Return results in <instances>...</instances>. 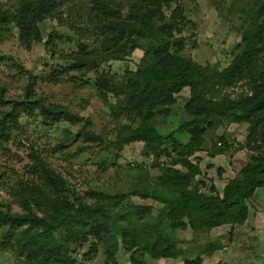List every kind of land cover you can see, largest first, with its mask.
<instances>
[{
    "label": "trees",
    "instance_id": "16d2710c",
    "mask_svg": "<svg viewBox=\"0 0 264 264\" xmlns=\"http://www.w3.org/2000/svg\"><path fill=\"white\" fill-rule=\"evenodd\" d=\"M11 1L10 10L0 5V27L12 26L25 50L42 42L39 25L48 19L80 39L69 58L75 73L91 72L102 63L123 61L131 52L143 51L136 70L125 69L116 77L101 72L94 86L119 125L117 148L142 143L153 167L162 158L170 162L155 177L145 166L139 169L129 194L97 199L91 195L89 199L48 167L32 147L36 180L20 182L14 189L21 212L0 210V250L13 253L17 264H75L79 248L91 238L95 241L92 254L95 257V247L101 246L108 264H118L120 247L129 255V264H148L146 256L176 260L183 255L175 239L177 231L201 234L229 227L226 236L231 242L234 228L248 219V205L256 191L264 188V0H232L230 9L241 26L240 44L225 68L202 66L183 55L190 37L183 33L192 23L177 6L181 0H78L79 6L70 7L65 19L61 13L67 0ZM207 1L217 7L218 0ZM88 38H95L98 50L88 48L84 42ZM238 88L242 92L231 97V91ZM185 89L188 98L182 111L186 120L170 134H159L157 117H168ZM31 95L28 89L23 101L0 98L3 104H12L0 118L1 137L7 136L19 109L29 110V115L38 110L48 123L62 118H70L73 124L82 121L66 108ZM109 96L114 104L109 103ZM123 117L126 123L120 125ZM225 120L247 126L240 150L249 155L220 194L213 180L202 174L200 160L193 163L191 158L204 150L209 132ZM87 126H92L90 120L78 135H87ZM181 136L187 141L181 142ZM224 140L220 139L225 145ZM220 141L217 149L224 151ZM128 198L143 204L125 207ZM148 201L160 206L156 213ZM222 248L212 244L204 254ZM202 262L199 254L183 264Z\"/></svg>",
    "mask_w": 264,
    "mask_h": 264
},
{
    "label": "rangeland",
    "instance_id": "374dc122",
    "mask_svg": "<svg viewBox=\"0 0 264 264\" xmlns=\"http://www.w3.org/2000/svg\"><path fill=\"white\" fill-rule=\"evenodd\" d=\"M231 2L218 0L216 7L207 0H181L177 6L183 8L186 20L192 23L183 33V36H190L183 53L185 57L202 66L225 68L230 63L240 44L241 32L240 23L230 9ZM78 4V0H67L61 18H68V9ZM0 5L7 11L13 7V2L0 0ZM39 29L42 42L25 50L20 46L12 26L0 27V98L4 101H23L25 92L30 89L31 98L62 106L82 121L73 124L70 118H62L48 123L42 120L38 110L33 115H29V110L19 109L16 112L9 123L7 136H0V210L8 208L12 213L22 211L14 198V189L20 182L36 180L32 147L36 148V153L48 167L84 198L91 199V195L92 199L100 198L97 196L113 198L129 194L133 190L137 171L144 166L150 175H160L169 166L168 158H162L159 165L153 167L155 163L152 157L146 156L142 143L117 148L115 136L119 125L110 117L94 86L96 76L101 72L116 77L125 69L136 70L143 51L135 50L123 61L102 63L91 72L75 73L71 71L73 63L69 58L77 51L80 39L54 20L44 21ZM84 42L90 50L99 48L95 38ZM240 92L242 89L238 88L230 95L234 98ZM187 98L188 89H185L171 114L157 117L155 128L159 134H170L186 120L182 108ZM108 99L109 103H115L111 96ZM11 106L0 101V118ZM86 120H90L92 126L85 128L87 135H78ZM125 123V118H121L119 124ZM246 127L223 121L209 132L204 150L191 158L193 163L200 160L202 174L213 180L219 192L248 161L249 153L240 150L245 143ZM223 137L225 145L220 141ZM180 141L184 143L187 138L181 136ZM219 141L221 148L226 147L224 151L217 149ZM219 170L222 171L220 174L217 173ZM139 203L143 204L137 198H128L124 206ZM145 203L153 204L155 213L160 207L150 201ZM248 206V221L244 227L234 229L232 244L226 236L229 227L201 234H193L190 230L177 231L175 239L184 252L181 257L161 261L146 256L145 261L148 264H183V261L201 254L202 264H242V261L250 264V259L252 264H264V188L256 192ZM1 237L0 230V240ZM236 241L239 243L233 246ZM218 243L223 247L221 250L204 254L207 247ZM94 245L95 241L87 238L79 248L80 254L74 257L75 264H108L101 246L95 247L97 254L94 257L91 252ZM77 248L74 247L75 250ZM84 254H87L86 257H83ZM116 260L118 264H129V255L120 247ZM0 264L17 262L13 253L0 250Z\"/></svg>",
    "mask_w": 264,
    "mask_h": 264
},
{
    "label": "crops",
    "instance_id": "0c3cea01",
    "mask_svg": "<svg viewBox=\"0 0 264 264\" xmlns=\"http://www.w3.org/2000/svg\"><path fill=\"white\" fill-rule=\"evenodd\" d=\"M197 156L199 157L200 155H197ZM200 157H201V156H200ZM232 179H233V178H232ZM230 180H231V179H230ZM227 182H228V181H227ZM227 182H226V183H227ZM224 186H225V185H224ZM215 187H216V186H215ZM223 188H224V187H223ZM223 188H222V190H223ZM261 189H263V188H261ZM261 189H260V190H261ZM222 190H221V192H219V190L217 189V191H218L220 194L222 193ZM257 191H259V189H258ZM257 191H256V192H257ZM255 194H256V193H255ZM139 201H140V200H139ZM141 203H142V201H141ZM139 204H140V203H139ZM248 218H249V215H248ZM247 221H248V219H247ZM247 221H246V222H247ZM246 222H245V224H246ZM245 224H244V225H245ZM244 225H243L242 227H244ZM242 227H235L234 229H236V228H242ZM234 232H235V230H234ZM237 238H238V237H237ZM231 241H232V240H231ZM237 243H239V242H237V241H236V243L234 242L233 246H235ZM230 244H232V242H231ZM161 261H166V260H161ZM243 262H244V264H245V261H242V264H243ZM228 263H229V262H228ZM249 263L252 264V263H251V259H250Z\"/></svg>",
    "mask_w": 264,
    "mask_h": 264
},
{
    "label": "built area",
    "instance_id": "2783aa9c",
    "mask_svg": "<svg viewBox=\"0 0 264 264\" xmlns=\"http://www.w3.org/2000/svg\"><path fill=\"white\" fill-rule=\"evenodd\" d=\"M218 146H220V144H218Z\"/></svg>",
    "mask_w": 264,
    "mask_h": 264
}]
</instances>
